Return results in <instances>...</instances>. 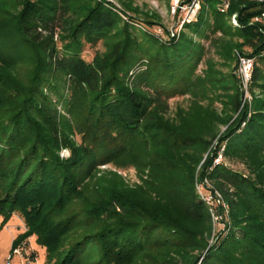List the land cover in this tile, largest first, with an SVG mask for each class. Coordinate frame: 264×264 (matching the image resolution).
I'll return each instance as SVG.
<instances>
[{
    "label": "trees",
    "instance_id": "16d2710c",
    "mask_svg": "<svg viewBox=\"0 0 264 264\" xmlns=\"http://www.w3.org/2000/svg\"><path fill=\"white\" fill-rule=\"evenodd\" d=\"M257 14L249 0H201L196 19L162 42L161 23L143 20L144 34L108 0H0V215L26 226L13 251L35 237L45 264H264ZM236 51L255 58L244 104ZM184 96L171 115L169 100ZM109 164L136 167L140 184L98 177ZM201 164L198 178L228 207L214 244L195 189Z\"/></svg>",
    "mask_w": 264,
    "mask_h": 264
},
{
    "label": "rangeland",
    "instance_id": "374dc122",
    "mask_svg": "<svg viewBox=\"0 0 264 264\" xmlns=\"http://www.w3.org/2000/svg\"><path fill=\"white\" fill-rule=\"evenodd\" d=\"M111 4H113L120 12L121 17L125 23L131 24L132 27L136 28L138 31L150 35L151 33L146 30L147 25L143 23V20L152 19L153 21H158L162 24L164 28L156 27L153 30L154 34H163L162 42H168V38L166 32L168 31L171 35L180 34L182 30L181 21L186 18L187 12L185 10L186 1L188 0H180L177 7L175 6L176 0H108ZM182 4V6H181ZM176 9V13L174 14L173 11ZM150 17V18H148ZM159 37V36H158ZM208 45V43H205ZM97 51H103L102 45H98L94 48L86 47V51L84 53V58L87 61H91L95 53ZM247 53L250 50L245 49ZM237 52V51H236ZM239 52V51H238ZM237 56V54H236ZM146 61H143L136 69H141L145 65ZM203 66L200 65L198 68V72L202 70ZM244 101L243 97V104ZM189 104V97H174L169 100L170 106V114L172 115L178 106L187 107ZM224 129L222 128V132ZM75 141L80 143V137L75 136ZM219 142L216 140L210 150V155L216 159V153H218ZM222 151V150H221ZM220 153V152H219ZM61 157L68 158L69 151L62 150ZM219 160L224 161V159H220V156H217ZM216 163V161H214ZM202 164L198 167L195 179V189H196V182L201 184V180L198 178V174H200ZM227 166L231 167L235 171L245 172V169L241 165H230ZM100 173L98 177L106 172H111L117 174L119 178L125 184L134 185L140 184V176L141 174L138 172L136 167L133 166H115L112 164L101 166ZM197 192V189H196ZM198 193V192H197ZM222 216L225 218V212H222ZM223 220V221H224ZM24 228H26L24 220L19 215H13L10 219H6L4 216L0 215V264H45V250H42L40 246L37 245L35 237L29 239L28 242L22 244L20 248V253L13 252V242L19 235L24 233ZM24 229V230H23ZM223 229V226H217L216 234L212 240L211 244H214L220 236V231Z\"/></svg>",
    "mask_w": 264,
    "mask_h": 264
},
{
    "label": "built area",
    "instance_id": "2783aa9c",
    "mask_svg": "<svg viewBox=\"0 0 264 264\" xmlns=\"http://www.w3.org/2000/svg\"><path fill=\"white\" fill-rule=\"evenodd\" d=\"M249 1L255 4L258 10L257 16L252 19L250 25L256 26L259 33L264 37V0ZM179 2L180 0H176V7ZM182 4H185V6L183 5V7H185L187 16L181 21V28L186 22H191L196 19L201 9V0H188L185 3L182 2ZM228 7L229 2L225 1L221 11H226ZM173 13H176V9H174ZM231 22L234 26L240 27L238 14H235L232 17ZM174 35L175 34L173 33L172 36ZM236 54L237 68L235 73L240 81L244 101L251 102L252 98L249 93V86L252 80V73L255 66V58L249 57L245 53H240L238 51L236 52ZM262 54L264 55V50ZM218 156H220V159H223L221 154H219ZM215 161V164H219L221 162L218 157L215 159ZM200 182V185L198 181L196 182V189L201 200L209 207L213 219L214 229L216 230L217 226L224 225V218L222 216V212H225V216H227L228 207L224 201L222 194L212 185V183L208 179L201 180ZM24 229L23 230L25 232L26 228ZM13 252L19 254L20 250L17 248Z\"/></svg>",
    "mask_w": 264,
    "mask_h": 264
}]
</instances>
